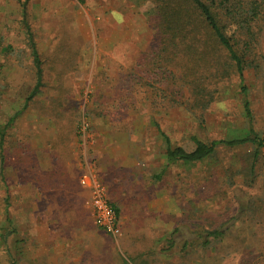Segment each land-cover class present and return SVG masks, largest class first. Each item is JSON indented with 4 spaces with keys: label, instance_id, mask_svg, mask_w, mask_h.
<instances>
[{
    "label": "rangeland",
    "instance_id": "1",
    "mask_svg": "<svg viewBox=\"0 0 264 264\" xmlns=\"http://www.w3.org/2000/svg\"><path fill=\"white\" fill-rule=\"evenodd\" d=\"M154 14L152 0H0V264H264V150L168 164L161 136L187 152L192 137L240 136L239 81L190 107L153 91L137 65L155 49ZM30 42L42 84L15 118L36 85ZM256 42L245 83L264 135V30ZM84 172L117 207L120 237L84 208Z\"/></svg>",
    "mask_w": 264,
    "mask_h": 264
},
{
    "label": "trees",
    "instance_id": "2",
    "mask_svg": "<svg viewBox=\"0 0 264 264\" xmlns=\"http://www.w3.org/2000/svg\"><path fill=\"white\" fill-rule=\"evenodd\" d=\"M154 5L153 29L156 31L155 49L143 56L137 66L141 80L172 105L190 107L213 100V93L220 80L235 74L239 83L242 113L247 129L238 137L205 143L192 137L191 152L172 147L168 138L161 135L166 147L168 164L181 161L199 163L210 158L218 147L234 148L251 146L254 157L264 150V135L253 127V115L245 72L254 65L251 57L256 49L257 35L264 30V0H152ZM31 55L36 69V85L25 101L24 108L39 93L42 68L39 53L30 42ZM251 59V60H250ZM204 69L209 70L206 73ZM212 83L209 92L205 82ZM14 119L12 118L11 121ZM5 127L0 129V147ZM2 172L3 158H0ZM117 213L118 209L115 208ZM210 238L221 239L218 230L207 233ZM12 264H16L12 261Z\"/></svg>",
    "mask_w": 264,
    "mask_h": 264
},
{
    "label": "built area",
    "instance_id": "3",
    "mask_svg": "<svg viewBox=\"0 0 264 264\" xmlns=\"http://www.w3.org/2000/svg\"><path fill=\"white\" fill-rule=\"evenodd\" d=\"M79 184L88 191L87 205L97 228L115 239L120 237V217L109 200L105 188L90 172L80 175Z\"/></svg>",
    "mask_w": 264,
    "mask_h": 264
},
{
    "label": "crops",
    "instance_id": "4",
    "mask_svg": "<svg viewBox=\"0 0 264 264\" xmlns=\"http://www.w3.org/2000/svg\"><path fill=\"white\" fill-rule=\"evenodd\" d=\"M80 177V176H79ZM79 177H78V181H76L77 182V189L79 190V192L80 193H82L83 195V206H84V208L86 209V211H90V209H89V207H88V205H87V200H88V191H86V189H84V188H82L81 186H80V184H79ZM118 187H120V186H118ZM109 194L111 195V194H113V192L115 191L116 192V188H114L113 186H110L109 188ZM120 192H123V190H121ZM107 193V192H106ZM107 196H108V194H107ZM108 198H109V196H108ZM110 200V199H109ZM111 201V200H110ZM111 203H112V201H111ZM113 204V203H112ZM113 206L115 207V208H117L114 204H113ZM91 215H92V213H91ZM96 225V224H95Z\"/></svg>",
    "mask_w": 264,
    "mask_h": 264
}]
</instances>
